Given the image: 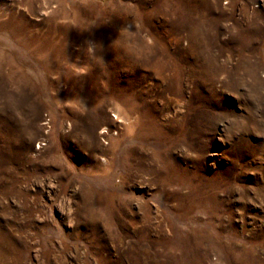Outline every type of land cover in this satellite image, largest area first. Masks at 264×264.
Returning a JSON list of instances; mask_svg holds the SVG:
<instances>
[{"label":"rangeland","instance_id":"1","mask_svg":"<svg viewBox=\"0 0 264 264\" xmlns=\"http://www.w3.org/2000/svg\"><path fill=\"white\" fill-rule=\"evenodd\" d=\"M134 1L0 0V264H264V89L246 72L264 76V0H167L213 24L214 72L119 100L126 78L98 62L145 35L120 19Z\"/></svg>","mask_w":264,"mask_h":264},{"label":"bare ground","instance_id":"2","mask_svg":"<svg viewBox=\"0 0 264 264\" xmlns=\"http://www.w3.org/2000/svg\"><path fill=\"white\" fill-rule=\"evenodd\" d=\"M146 1L147 0H135L134 2L136 3V5H125L120 18L126 23L128 21L130 22V20L138 21L140 23L139 28L145 31V35H140L137 29L126 32L124 34L125 38H123L122 42L120 43L121 45L113 43L110 46L112 54L108 58V61L99 59L98 62V66H100L103 70L104 76L107 74L108 70H111L114 72L120 71L126 78H124L125 80L118 81V85L119 83L121 84V82L124 83V90H119V92L113 93V97L119 100L126 97L127 99H131L133 97V99L137 101L145 100L144 97L146 96V93H143L142 91L141 93L132 94L130 92V89L135 83L142 84L148 76H153L157 83H159L160 88L163 87L164 89L169 88L173 83V80L182 82L185 73L182 71V67L184 65L188 66L187 75L189 76L207 70L210 72H214L213 68H208V66L202 60V55H207L208 59L212 61V64L216 62L213 61L214 59L212 58V51L219 47V43L216 40V46H212L211 38L216 39V36L213 33V24H209L208 20H205L203 17L198 19V13H191L195 16L192 15L191 17H187L186 15H184V13L181 12L180 14H176V16L174 17H169L168 10L171 7L167 4V0L159 1V3H157L159 5L154 6L151 10L147 8ZM206 15L208 19H210V16H212V14ZM161 17L166 18V22L168 25H165L164 22L163 24L159 23V26L156 25V21ZM181 20L184 21V25H181L179 23V21ZM167 26H169L171 29L169 32H167L169 34L168 38L166 37L167 33H165ZM205 27L208 28L207 33L203 32V29ZM183 33L186 34V42L182 41V37L184 36L182 35ZM215 57H217V55ZM92 67L93 66L90 65L89 72H91ZM246 70L251 84L255 87V90L258 91L256 89L257 85L264 89V76L261 77L262 79L259 78V76L255 72V69L250 65H247ZM94 89H96V91L99 92V94L102 96L106 94L112 95L110 91H107L105 89H99V87ZM91 91L92 90L89 91L90 95H92ZM258 95L261 96V94L259 93ZM154 107L151 104H146L145 108L141 109V107L139 106L132 107L131 111L141 115L142 117L151 118L155 114ZM125 119L119 115L117 116V120L119 123L127 120ZM128 120L130 121V119ZM153 126L155 125L153 124ZM144 131L145 130H143V132ZM154 170L155 168H150L149 172L157 174V170ZM157 176L159 177L161 175L157 174ZM120 240L122 241V238H120L119 241Z\"/></svg>","mask_w":264,"mask_h":264}]
</instances>
